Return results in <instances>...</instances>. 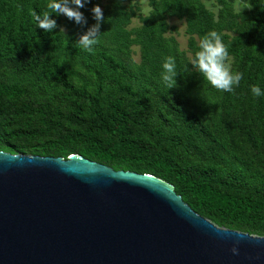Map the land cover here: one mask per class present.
I'll list each match as a JSON object with an SVG mask.
<instances>
[{
  "label": "trees",
  "instance_id": "obj_1",
  "mask_svg": "<svg viewBox=\"0 0 264 264\" xmlns=\"http://www.w3.org/2000/svg\"><path fill=\"white\" fill-rule=\"evenodd\" d=\"M107 1L100 43L88 53L76 42L96 23L97 0L80 9L86 24L53 13L51 33L30 15L49 0H0V150L79 154L152 174L217 226L264 236V95L251 92L264 90V0H247L242 14L221 0L217 18L202 0H148L135 29L126 28L134 10L123 4L135 0ZM169 16L184 19L193 56L206 33L223 34L233 72L243 73L234 92L213 88L188 64L165 35ZM169 55L180 72L167 90L160 76Z\"/></svg>",
  "mask_w": 264,
  "mask_h": 264
},
{
  "label": "water",
  "instance_id": "obj_2",
  "mask_svg": "<svg viewBox=\"0 0 264 264\" xmlns=\"http://www.w3.org/2000/svg\"><path fill=\"white\" fill-rule=\"evenodd\" d=\"M0 264H264V236L217 226L152 174L0 150Z\"/></svg>",
  "mask_w": 264,
  "mask_h": 264
},
{
  "label": "clouds",
  "instance_id": "obj_3",
  "mask_svg": "<svg viewBox=\"0 0 264 264\" xmlns=\"http://www.w3.org/2000/svg\"><path fill=\"white\" fill-rule=\"evenodd\" d=\"M87 2L90 0H49L46 6L47 10L40 14L32 10L30 15L37 27L51 33L57 27V21L52 16L53 13L57 16L65 15L77 24H86L87 20L80 9ZM244 7L251 6L244 5L242 8ZM91 11L96 23L89 27L76 42V47L88 53H94L95 46L100 43L102 34L100 27L104 20L103 10L99 4H96ZM61 31H64L63 28ZM198 47L199 50L195 52L194 56L189 57L188 64L191 63L202 75L204 81L213 88L221 92H234L235 87H238L243 79V73L232 71L229 62L230 45L224 42L223 34L216 30L209 31L200 39ZM162 67L163 71L160 76L162 86L167 90L178 87L176 77L180 71L177 69L175 56H166ZM251 92L255 97L264 95V90L258 85H252ZM233 252H237V249L233 248Z\"/></svg>",
  "mask_w": 264,
  "mask_h": 264
},
{
  "label": "rangeland",
  "instance_id": "obj_4",
  "mask_svg": "<svg viewBox=\"0 0 264 264\" xmlns=\"http://www.w3.org/2000/svg\"><path fill=\"white\" fill-rule=\"evenodd\" d=\"M107 0H97L96 4H99L100 7L103 9L104 6L107 5ZM205 7L213 12L215 18H217L220 9L223 7V3L221 0H202ZM226 4L229 5L235 14H242L245 12H249L251 7H244V5H249L247 0H225ZM95 4V5H96ZM125 6H131L134 10V15L130 17L129 24L127 25V29L137 28L140 26L139 16L147 15L150 12V5L148 0H135L134 2L128 4L127 1H123ZM242 9V10H241ZM62 20V19H61ZM167 22V37H173L177 43V47L180 51H182L185 55L187 61H189V57H192L193 54L188 46V37L189 35L186 32V24L184 19L177 18L175 16H169L166 19ZM63 30L65 27L62 25ZM129 56L131 60L135 63H140L141 56H140V48L137 44H132L130 46ZM229 62L231 64V68L233 71L234 67V59L232 56H229ZM191 64V63H190ZM192 65V64H191ZM193 69H195L192 66Z\"/></svg>",
  "mask_w": 264,
  "mask_h": 264
}]
</instances>
